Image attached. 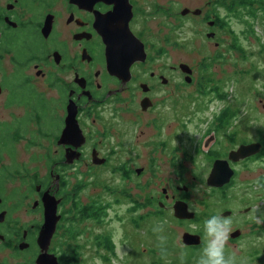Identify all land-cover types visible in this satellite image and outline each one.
<instances>
[{
  "label": "flooded vegetation",
  "instance_id": "af4514ba",
  "mask_svg": "<svg viewBox=\"0 0 264 264\" xmlns=\"http://www.w3.org/2000/svg\"><path fill=\"white\" fill-rule=\"evenodd\" d=\"M117 7L130 10L129 33L117 40H128L123 45L138 58H118L112 69L103 30ZM235 24L244 26L238 34L264 43V0H0V264H81L78 227L89 221L102 226L107 212L106 203L79 198L88 179L161 185L160 196L148 192L143 204H155L159 217L169 205L174 213L177 202L189 207L192 185H208L226 198L240 167L264 162L263 137L236 144L235 111L228 105L215 115L216 106L209 105L201 141L192 151L185 148L186 95H221L220 80L209 76L221 57L219 45L229 36L237 42ZM213 47L215 56L201 52ZM163 129L174 139H163ZM255 143L263 146L259 153L229 159L230 152ZM31 149L36 160H19ZM143 157L149 158L145 166L136 161ZM198 159L201 178L188 168ZM217 161L234 171L221 188L208 184ZM248 190L246 207L232 204L219 213L232 221L228 250L246 256L247 264H264V180ZM141 207L134 198L132 210ZM186 232L203 242L202 233ZM186 232L171 235L183 263L164 260L163 251L151 264H185V247L202 246H186ZM93 239L91 264H108L107 255L115 254L108 229Z\"/></svg>",
  "mask_w": 264,
  "mask_h": 264
},
{
  "label": "rangeland",
  "instance_id": "374dc122",
  "mask_svg": "<svg viewBox=\"0 0 264 264\" xmlns=\"http://www.w3.org/2000/svg\"><path fill=\"white\" fill-rule=\"evenodd\" d=\"M110 26L108 29H110ZM244 26L235 24L233 30L237 33V45L239 49H234V41L231 36L225 39L226 43L219 45L218 53L221 57L216 58V65L212 67L213 73L210 78L220 80L218 84L223 98L214 95L195 93L186 95L185 105V148L192 151L194 145L201 141L204 130L209 126L207 120L209 118V108H214V114H217L222 107L227 105L235 111L232 117L234 128L236 132V144L241 141H257L260 137L264 139V43L259 41L253 43L246 37L238 34ZM263 32V28L259 27ZM248 36V35H246ZM259 39V37H258ZM123 42V43H122ZM128 40L120 41V44L127 43ZM135 46V45H134ZM262 48V50H261ZM208 56L217 55V50L214 47L210 50L206 49L201 51ZM201 59V57H197ZM200 78V76H199ZM196 84L192 87L191 92L194 91ZM209 98V99H208ZM169 117L175 118V115L170 114ZM173 113L178 118L182 117V111L179 108L173 109ZM211 115V116H213ZM232 120L230 121L231 124ZM174 128H177L175 121ZM178 137V135L173 134ZM163 139L170 138V132L162 130ZM181 137V134H179ZM173 140L174 138H170ZM35 149H31L26 155H23L19 160L31 162L37 159L31 155ZM148 157L136 159L137 164L145 166L148 164ZM202 162V163H201ZM200 163V164H199ZM203 160L198 159L196 164L192 161L188 162L190 171L201 178ZM200 167V168H199ZM147 172V171H145ZM83 175L79 173L77 179L81 182ZM110 178H112L109 175ZM147 177V176H146ZM145 177V178H146ZM259 178L264 180V162H251L248 167H240L238 169V176L235 179L234 187L229 190L227 197H221L219 192L213 191L208 185H192L190 187L189 208L191 211L196 212L199 220L185 221L179 223L178 218L175 217L171 206L164 209L159 217L153 214L158 212V208L153 204L148 209H144V200L150 195L160 196L162 190L161 185H101V179H88V185H84L79 198L88 200L95 198V201L106 203L107 212L99 226L94 221H89L79 225L78 229L81 230L80 244L84 247V251L79 252L81 256V264H91L95 261V255L92 253L95 241L94 235L102 232L105 228L108 229L109 236L115 247V254L107 255L108 264H128L129 262L139 261V264H151L157 258H161L162 252L167 251L163 257L168 262L183 263L184 256L181 260V250L174 249L175 243L171 238L175 232L180 229L181 231H195L203 234V220L206 216L220 212L232 204H237L240 207L247 206V193L249 185L255 183ZM117 181V180H116ZM254 185V184H253ZM136 198L142 203L140 210L134 212L132 209V200ZM164 203V201H163ZM141 215L138 219L133 220V217ZM108 221V222H107ZM107 222V225H106ZM140 224L138 227L137 224ZM183 224V226L181 225ZM160 228V231H154V228ZM244 227V226H242ZM245 229V228H244ZM74 228H72V231ZM159 237H163L160 239ZM92 245V248H87ZM200 252L199 250H191L185 247V264H196V258ZM243 256V255H241ZM167 262V263H168Z\"/></svg>",
  "mask_w": 264,
  "mask_h": 264
},
{
  "label": "water",
  "instance_id": "95a60500",
  "mask_svg": "<svg viewBox=\"0 0 264 264\" xmlns=\"http://www.w3.org/2000/svg\"><path fill=\"white\" fill-rule=\"evenodd\" d=\"M110 15L111 16L105 23L103 33H105V40L108 44L109 58L111 65L113 66L112 69H115V63L118 61V58L125 59L133 57L135 59L138 57L135 55L137 52H131L128 49V45H123L122 43L120 44V42L117 40L121 34L129 33L128 20L130 18V10L123 12L122 8L117 7L116 11L112 12ZM110 26L112 27L108 29ZM113 31L117 33L116 36H114ZM107 38H110L113 44H111ZM70 127V122H68L63 134V138L65 137L66 133L70 131ZM260 151V143L242 145L237 150L230 152L229 159L237 162L239 160L254 156ZM233 176L234 171L230 168L227 161H217L208 179V184L210 187L221 188L224 187L225 184H228ZM174 215L180 220H194L196 218V214L189 210L188 204L186 202L185 204L182 202L175 203ZM183 242L186 246H200L202 244V239L200 235H193L186 232L183 237Z\"/></svg>",
  "mask_w": 264,
  "mask_h": 264
},
{
  "label": "clouds",
  "instance_id": "9594fccd",
  "mask_svg": "<svg viewBox=\"0 0 264 264\" xmlns=\"http://www.w3.org/2000/svg\"><path fill=\"white\" fill-rule=\"evenodd\" d=\"M261 223V217H254ZM159 232L160 228H154ZM232 231V221L219 212L206 216L203 220V242L196 258V264H247L246 256H237L228 250V241ZM163 239V237H159ZM184 254L181 253V260Z\"/></svg>",
  "mask_w": 264,
  "mask_h": 264
},
{
  "label": "trees",
  "instance_id": "16d2710c",
  "mask_svg": "<svg viewBox=\"0 0 264 264\" xmlns=\"http://www.w3.org/2000/svg\"><path fill=\"white\" fill-rule=\"evenodd\" d=\"M252 31L255 32V31H254V27H252ZM233 45H234V49L242 50V49H239V47H238V45H237L236 42L233 43ZM263 49H264V46H263ZM224 96H225L224 94H221V95H220V94L218 93V97L223 98ZM232 114H233V113H231L230 116H233ZM223 115H224V113L221 115V117H222ZM226 115H228V114H226ZM220 119H221V118H220ZM197 220H198V219H197Z\"/></svg>",
  "mask_w": 264,
  "mask_h": 264
},
{
  "label": "bare ground",
  "instance_id": "6f19581e",
  "mask_svg": "<svg viewBox=\"0 0 264 264\" xmlns=\"http://www.w3.org/2000/svg\"><path fill=\"white\" fill-rule=\"evenodd\" d=\"M263 147V146H262ZM262 147H261V149H262ZM192 221V220H191Z\"/></svg>",
  "mask_w": 264,
  "mask_h": 264
}]
</instances>
